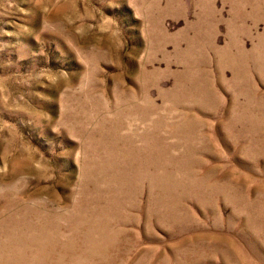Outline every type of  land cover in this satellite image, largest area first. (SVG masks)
Masks as SVG:
<instances>
[{"label": "rangeland", "instance_id": "1", "mask_svg": "<svg viewBox=\"0 0 264 264\" xmlns=\"http://www.w3.org/2000/svg\"><path fill=\"white\" fill-rule=\"evenodd\" d=\"M0 264H264V0H0Z\"/></svg>", "mask_w": 264, "mask_h": 264}]
</instances>
